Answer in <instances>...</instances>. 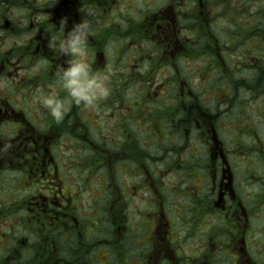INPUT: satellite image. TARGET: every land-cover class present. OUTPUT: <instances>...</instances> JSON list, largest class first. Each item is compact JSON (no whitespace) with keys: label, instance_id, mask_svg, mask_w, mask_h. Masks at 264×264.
<instances>
[{"label":"flooded vegetation","instance_id":"af4514ba","mask_svg":"<svg viewBox=\"0 0 264 264\" xmlns=\"http://www.w3.org/2000/svg\"><path fill=\"white\" fill-rule=\"evenodd\" d=\"M88 11L109 92L58 122ZM0 264H264V0H0Z\"/></svg>","mask_w":264,"mask_h":264},{"label":"clouds","instance_id":"9594fccd","mask_svg":"<svg viewBox=\"0 0 264 264\" xmlns=\"http://www.w3.org/2000/svg\"><path fill=\"white\" fill-rule=\"evenodd\" d=\"M94 15L91 11L83 13L82 19L74 23L65 34L67 18H61L57 31L62 38H52L47 41L49 48L58 49L67 57L64 65L58 67L57 79L67 97L62 98L55 93L41 92L39 102L49 114L61 121L70 108V102L94 107L99 99L108 95L104 79L97 75L86 59V45L90 34L94 31Z\"/></svg>","mask_w":264,"mask_h":264},{"label":"rangeland","instance_id":"374dc122","mask_svg":"<svg viewBox=\"0 0 264 264\" xmlns=\"http://www.w3.org/2000/svg\"><path fill=\"white\" fill-rule=\"evenodd\" d=\"M162 3H163V0H156V5H157V6H160ZM140 6H141L140 9H141V11H142L143 9H142V3H141V2H140Z\"/></svg>","mask_w":264,"mask_h":264}]
</instances>
